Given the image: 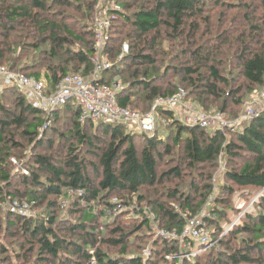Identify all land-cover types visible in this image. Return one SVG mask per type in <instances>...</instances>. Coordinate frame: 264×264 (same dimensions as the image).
Returning a JSON list of instances; mask_svg holds the SVG:
<instances>
[{
    "label": "trees",
    "instance_id": "obj_1",
    "mask_svg": "<svg viewBox=\"0 0 264 264\" xmlns=\"http://www.w3.org/2000/svg\"><path fill=\"white\" fill-rule=\"evenodd\" d=\"M253 1L264 10V0ZM223 2L116 0L121 10L114 13L105 49L112 67L101 80L110 84L120 79L119 106L145 114L159 97L184 92L187 102L205 110L210 98L223 101L217 111L239 118L230 103L243 107L252 94L264 91V20L251 25L246 3L244 18L250 27L232 38ZM96 4L0 0V65L45 79L52 91L69 74L90 76ZM68 9L80 20L78 32L62 21ZM220 29L224 31L214 45L196 48L199 32L216 35ZM125 43L128 53L123 52ZM231 54L237 71L223 76L220 66L227 61L222 57ZM239 78L243 83L234 89ZM158 114L169 121L164 136L158 130L155 135L129 132L122 124L80 123L79 107L68 103L54 112L51 126L41 133L46 113L17 88L0 90V204L10 199L44 209L41 219L24 218L0 205V264H11L12 250L19 251L22 264H264V111L224 132L188 126L172 110L158 109ZM176 154L179 163L173 166ZM11 158L19 159L28 175L14 174ZM220 167L224 182L216 189ZM186 174L190 179L183 183ZM70 189L84 194L71 196L63 208ZM258 192L260 211L240 217L224 235L241 214L236 198ZM114 199L130 207L136 203L141 210L134 209L133 217L126 211L104 218ZM198 215H204L215 242L211 249L199 252L203 247L190 240L182 248L179 241L156 236V227L181 233ZM180 255L189 256L175 258Z\"/></svg>",
    "mask_w": 264,
    "mask_h": 264
},
{
    "label": "built area",
    "instance_id": "obj_2",
    "mask_svg": "<svg viewBox=\"0 0 264 264\" xmlns=\"http://www.w3.org/2000/svg\"><path fill=\"white\" fill-rule=\"evenodd\" d=\"M97 1L96 11L99 15L97 14L92 24L95 41L94 56L92 59L94 69L90 76L69 74L52 91L49 89L45 79L37 80L23 73L11 71L7 67L0 65V88L8 86L17 88L26 96L34 108L42 110L47 114V120L41 133L51 126L54 112L62 109L68 103H73L79 107L80 123L91 121L94 124H122L129 132H135L136 129H139L141 133L147 135H155L159 128H165L169 125L168 119L159 116L158 109L174 111L178 119L188 126L221 132L228 129H236L242 121L250 119L259 113L254 108H249L238 119L230 120L222 112L208 113L205 110L189 108L184 92H179L171 97H159L152 110L145 114L119 106L117 95L123 89L120 79L108 84L101 80V75L112 67L105 56V49L111 23L115 18L114 13L120 11L121 7L116 3V0H109L113 2L111 7L108 6L111 3L107 4L106 1L104 3L101 0ZM123 52H129V46L126 43L123 45ZM120 58H122V55ZM257 99L262 102L264 101V91L257 95ZM13 162L22 174L28 175L29 172L26 168L16 160H13ZM83 194L82 189H70L68 191V198L61 201L62 207L67 208L69 206L71 196H82ZM0 205L3 209L6 208L7 211L24 218H32L35 216L33 208L31 207L34 206L33 202L23 204L6 199ZM130 208L134 210L137 208V205L134 204L130 207L114 199L111 208L104 210V218L109 217L112 219L120 216ZM95 212L99 213V210L95 208ZM203 216L200 215L199 218L189 219L181 233L163 232L164 238L178 240L181 246L185 245L184 243L187 240H190L203 247L199 252H205L211 249L215 245V242L211 240ZM235 224L234 222L231 228ZM146 255L148 254L146 253ZM184 256L188 257L189 255H181L175 258L183 259ZM169 258L171 259L172 257ZM94 263L93 260L92 264Z\"/></svg>",
    "mask_w": 264,
    "mask_h": 264
},
{
    "label": "rangeland",
    "instance_id": "obj_3",
    "mask_svg": "<svg viewBox=\"0 0 264 264\" xmlns=\"http://www.w3.org/2000/svg\"><path fill=\"white\" fill-rule=\"evenodd\" d=\"M101 1H102V3H104V1H106L107 4L108 3H111V4H108V6H110V7L113 4V2H110L109 0H101ZM97 3H98V1H97ZM223 3L224 4H227V5H224ZM223 3H221L222 5L221 4L220 5H221V7L224 5V7H223L224 12L228 14V18H229L228 20L230 21V25H229V27L227 29L230 30L231 37L232 38H234L237 35H239V33L241 31H243L244 29H246V27H248V28L250 27L248 25V23L245 21V18H244V14H245L244 11L246 9L244 5L246 3L249 4V6H251V8L249 9V10H251L250 11L251 12V15H253V17L251 18V23H250L251 25L252 24H254V25L255 24H262V21L264 20V10L262 8L261 9L256 8V6L258 5L257 4L258 3L257 1H253V0H235V1L224 0ZM229 4H232V5H229ZM100 5H102V4L100 3ZM220 5L214 7L213 14H212L213 16L220 11V8H221ZM96 7H97V4H96ZM66 11L68 12V13H66L67 16H65V18L62 19V21L64 20L65 23H68L69 25H72L71 27H74V30L75 31H77V32L80 31L81 30V27L79 26L80 25V22H79L80 20L78 19V17L75 16V13L71 9H68ZM97 14L98 13L96 12V17H97ZM72 21H74L75 23H73ZM231 22H232V24H231ZM77 23H79V24H77ZM217 23H218V21H217V19H215V24H217ZM217 26H220V25L217 24ZM223 31H224V29H220V31L218 33H216V35H215L214 32L212 34H210V33H208V34H202V32H203V30H202L201 32H199L197 34V39H196V43L197 44H196V48L199 47V46H201V45H205L206 43L209 46L210 45H214V43L216 41L215 37L217 35L221 34ZM31 40L35 41L34 38H32ZM236 47H237V43L234 42L233 43V48H236ZM224 52H225V49H224ZM22 55H25L26 56L27 54L26 53L25 54L23 53ZM222 58L224 59V61H227V62L226 63L224 62V65L220 66L221 74L223 76H229V72H233L235 74V72L237 71V66L238 65L236 63V59L233 58L232 54L228 58H226V57H222ZM26 61H27V57L24 58V60L20 62V65L25 64ZM230 61H232V62L230 63ZM47 63H49V61L46 59L43 64L46 65ZM37 70L40 71L41 68H38ZM115 80H119V78L117 77V78H115ZM173 81L176 82V80H173ZM242 83H243V80L241 78H239V82L237 84H234L233 85L234 86V89H237L238 87H240V85ZM2 89L3 88H0V90H2ZM189 90H191V89L189 88ZM228 90L229 89H227V91ZM245 91L246 90L244 89L242 91V94ZM190 93H192V91ZM258 94H259V92L254 93V94L251 95V97L247 98L248 100L246 99L247 101H245L243 107H237L236 108V107H234L233 103L231 102L230 103V105H231L230 111L233 112L234 115L235 114H237V115L239 114L237 117H241L249 108H254L257 112L264 111V101L262 102V101H259L257 99V95ZM247 96L248 95H246V96L244 95L245 98ZM194 99H195V97L192 96L191 97V101L192 100L194 101ZM186 103H187V106L189 108H194L196 110H205L202 107L200 108L199 106L193 104V102L192 103H189L186 100ZM222 103H223V101L213 102V99L210 98L209 103H208L209 109L208 110H205V111L208 112V113H214V112H218L219 113V111H217V110H219V108H217V107H220L222 105ZM135 105L139 108V110L144 111L143 104L138 103V104H135ZM136 106L133 107V108L134 109H138ZM46 116H47V114H46ZM225 116L228 119L231 120V118H230L231 115L230 114H225ZM236 119H238V118H236ZM236 119H233V120H236ZM164 130H165V128L158 129V135L164 136L166 134V132H167V131H165V133H163ZM230 130L231 129H228L227 131H230ZM135 132L136 133H141V131L139 129H136ZM173 133L175 134V132H173ZM150 135H152V134H150ZM230 135L231 134H229V136ZM175 157L176 158H175V162H174V165L173 166H175V165H177L179 163V160L177 158V154L175 155ZM13 160H16L17 161L19 159H17V158H11V163H12V166H13V173L14 174L22 173L16 167V165H14ZM221 163L223 165H225L223 161H221ZM21 164L23 166V163H21ZM164 169L165 170H168L169 167H165ZM205 171L208 172V173H211L212 172L209 169H206ZM216 172H214L213 174L216 173V175H217V177L214 179V181H215L214 186L217 189V186L219 184H221L222 182H224L223 177H222V173L224 172V167H220ZM187 175L188 174H186V176L184 177L183 183H186V182L189 181L190 178ZM173 186L176 187L177 186V182L174 183V184H168L166 186V189H168L169 187H173ZM261 195H262V192L261 193L258 192L256 194H251L250 196L245 197V198L244 197L243 198H240V197H237V196H236L237 198L235 197L236 198V200H235L236 206L241 211L240 216L237 219L234 218L235 220L233 219L235 223H237L239 221V218L240 217H243L245 214H254L255 209H256L257 212L260 211L259 208H256V204L259 203V200H260ZM17 202H19V201H17ZM20 203H23L24 204V203H28V202L25 201V202H20ZM133 204L137 205L136 203H133ZM31 207L33 208V212L35 213V216H33L32 218L41 219L43 217L42 210L44 211V209L41 208V210H40L35 205L34 206H31ZM137 209H138V211H140L141 210V206H138L137 205ZM4 210L7 211L6 208H4ZM132 210H133L132 208H130L128 210V211H130V217H133L134 215H136V212H137V211H132ZM67 215H68L67 212H62V214H61L62 217H67ZM199 217H200V215L197 216V218H199ZM152 219H154L153 216H152ZM231 225L226 226L224 235L227 234L230 230H232V228L234 226L231 228ZM155 226H157V224L154 225V227ZM156 229H157L156 232H158V233L160 232L159 234L157 233L156 236L162 237L163 239H165L164 238V234H163V232H165V230H161V229H159L157 227H156ZM176 241H178V240H176ZM184 247H185V245L182 246V248H184ZM17 252H19V251L17 250L16 252H13V250H12L11 254L9 255L8 260L11 262V264H22L23 263L24 260H21V261L18 260V258H17ZM21 252L24 253L23 251H21ZM34 253H35V255L32 256V259L33 260H36L37 257H38V255H37V252H34ZM146 253L149 254V251L146 250ZM184 258H185V256H184Z\"/></svg>",
    "mask_w": 264,
    "mask_h": 264
}]
</instances>
